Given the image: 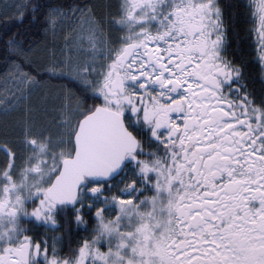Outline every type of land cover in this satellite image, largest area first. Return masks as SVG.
Returning a JSON list of instances; mask_svg holds the SVG:
<instances>
[{
	"label": "snow or ice",
	"instance_id": "obj_1",
	"mask_svg": "<svg viewBox=\"0 0 264 264\" xmlns=\"http://www.w3.org/2000/svg\"><path fill=\"white\" fill-rule=\"evenodd\" d=\"M0 65V264H264V0H2Z\"/></svg>",
	"mask_w": 264,
	"mask_h": 264
},
{
	"label": "trees",
	"instance_id": "obj_2",
	"mask_svg": "<svg viewBox=\"0 0 264 264\" xmlns=\"http://www.w3.org/2000/svg\"><path fill=\"white\" fill-rule=\"evenodd\" d=\"M48 3H51L53 5H60L61 7H70L73 4L82 3L83 0H47ZM15 31V27L12 29ZM42 33H36L35 36L30 37V39L35 40L36 42H39L42 39ZM3 66L0 65V70H2Z\"/></svg>",
	"mask_w": 264,
	"mask_h": 264
},
{
	"label": "rangeland",
	"instance_id": "obj_3",
	"mask_svg": "<svg viewBox=\"0 0 264 264\" xmlns=\"http://www.w3.org/2000/svg\"><path fill=\"white\" fill-rule=\"evenodd\" d=\"M0 2H2V0H0Z\"/></svg>",
	"mask_w": 264,
	"mask_h": 264
},
{
	"label": "flooded vegetation",
	"instance_id": "obj_4",
	"mask_svg": "<svg viewBox=\"0 0 264 264\" xmlns=\"http://www.w3.org/2000/svg\"><path fill=\"white\" fill-rule=\"evenodd\" d=\"M257 86H258V84H257Z\"/></svg>",
	"mask_w": 264,
	"mask_h": 264
}]
</instances>
